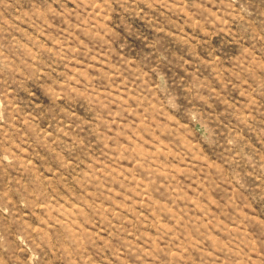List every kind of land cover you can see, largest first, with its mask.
Instances as JSON below:
<instances>
[{
	"label": "rangeland",
	"instance_id": "1",
	"mask_svg": "<svg viewBox=\"0 0 264 264\" xmlns=\"http://www.w3.org/2000/svg\"><path fill=\"white\" fill-rule=\"evenodd\" d=\"M0 264H264V0H0Z\"/></svg>",
	"mask_w": 264,
	"mask_h": 264
}]
</instances>
